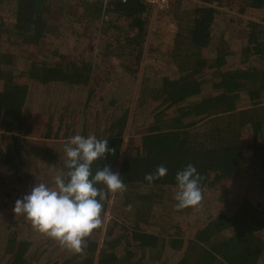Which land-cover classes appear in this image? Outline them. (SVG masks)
Listing matches in <instances>:
<instances>
[{
  "label": "trees",
  "instance_id": "trees-1",
  "mask_svg": "<svg viewBox=\"0 0 264 264\" xmlns=\"http://www.w3.org/2000/svg\"><path fill=\"white\" fill-rule=\"evenodd\" d=\"M169 3L166 35L150 0H0V264H264V0ZM75 134L107 139L92 172L125 184L96 185L80 252L13 212L66 174ZM189 163L202 199L177 208ZM116 195L129 225L107 219Z\"/></svg>",
  "mask_w": 264,
  "mask_h": 264
},
{
  "label": "clouds",
  "instance_id": "clouds-1",
  "mask_svg": "<svg viewBox=\"0 0 264 264\" xmlns=\"http://www.w3.org/2000/svg\"><path fill=\"white\" fill-rule=\"evenodd\" d=\"M107 139L95 135L75 134L63 145L66 174L57 175L54 187L34 184L22 198L14 202V214H23L32 227L75 252L82 250V241L101 224L105 193L96 185L102 184L109 192L122 191L125 184L118 172L105 165L92 172V163L112 153ZM167 168L158 166L156 172L145 174L153 180L167 174ZM196 167L189 163L175 173V207L196 206L202 199Z\"/></svg>",
  "mask_w": 264,
  "mask_h": 264
},
{
  "label": "rangeland",
  "instance_id": "rangeland-1",
  "mask_svg": "<svg viewBox=\"0 0 264 264\" xmlns=\"http://www.w3.org/2000/svg\"><path fill=\"white\" fill-rule=\"evenodd\" d=\"M159 2H161V5L157 2L155 3V7L156 9L151 13V27H154L158 30H160L163 34H172L174 28L171 26V23H172V15L170 13V3L168 4V0H160ZM170 2V1H169ZM50 167V169H47L45 170V172H49V171H52L51 168L55 169L53 167V165H48ZM56 170V169H55ZM57 173H59V169L56 170ZM118 192H116L117 194ZM119 194V193H118ZM128 196V195H127ZM133 196L129 195L128 196V199H131ZM133 199V198H132ZM118 198H117V195L116 197L113 198L112 200V207L111 209L109 210V212L107 213V219L109 217H114L115 219L123 222V223H126L127 225H129L130 223V220H131V217L133 215L130 214L129 211H125L122 209V207H120L118 205ZM118 202V203H116Z\"/></svg>",
  "mask_w": 264,
  "mask_h": 264
},
{
  "label": "built area",
  "instance_id": "built-area-1",
  "mask_svg": "<svg viewBox=\"0 0 264 264\" xmlns=\"http://www.w3.org/2000/svg\"><path fill=\"white\" fill-rule=\"evenodd\" d=\"M150 1H151V2H152V4H154V5H155V3H157V2H158V3L160 4V6H162V5H161V2H159L160 0H150Z\"/></svg>",
  "mask_w": 264,
  "mask_h": 264
}]
</instances>
